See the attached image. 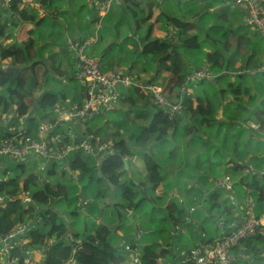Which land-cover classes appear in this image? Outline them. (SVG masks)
Segmentation results:
<instances>
[{"label": "trees", "instance_id": "16d2710c", "mask_svg": "<svg viewBox=\"0 0 264 264\" xmlns=\"http://www.w3.org/2000/svg\"><path fill=\"white\" fill-rule=\"evenodd\" d=\"M165 1L123 0L101 17L97 1L68 0L69 8L59 11L66 28L54 15L61 9L58 0H31L25 7L13 0L0 9V144L15 133L37 139L40 125L54 123L56 107L82 103L86 84L72 75L68 37L92 38L96 25L87 54L101 56L104 72L163 87L169 103L179 106L159 107L141 89H124L119 98L125 110L112 115L116 121L102 113L79 123H85L83 137L93 142L109 137L107 153L73 149L65 152L66 165L51 161L40 169V162L31 172L23 160L0 157L11 161L0 164V178L7 177L0 182V236L19 223H34L24 249H40L42 264H130L132 255L139 264H162L175 252L171 232L192 224L190 208L201 210L212 225L223 218L228 227L244 211L239 193L264 203V41L246 22V2L178 0L175 6L177 0H170L173 14ZM259 5L264 9V0ZM27 25L26 41L15 43ZM168 27L175 30L173 38L162 36ZM199 71L206 76L187 79ZM184 88L188 96L182 95ZM100 115L108 124H102V135L99 126L94 131L87 126L100 123ZM75 123L56 125L52 134L64 145L76 142ZM139 157L142 180H122L125 159L130 166ZM56 165L61 177L55 183L45 180L41 172L55 174ZM225 176L234 182L238 205L213 188ZM173 192L176 196H170ZM202 197L208 198L204 206ZM198 225L197 232L206 231ZM184 253L175 252L172 263ZM231 254L233 264H262L264 234L240 242ZM14 255L16 264H25L21 248Z\"/></svg>", "mask_w": 264, "mask_h": 264}, {"label": "built area", "instance_id": "2783aa9c", "mask_svg": "<svg viewBox=\"0 0 264 264\" xmlns=\"http://www.w3.org/2000/svg\"><path fill=\"white\" fill-rule=\"evenodd\" d=\"M12 1L0 0V5ZM29 1L21 0V3L24 6H30ZM95 1L98 2L99 13L102 15L103 11L108 9L112 3L119 4L121 0H90L91 3ZM141 1L159 3L161 0ZM242 1L246 2L245 6L248 9L247 24L254 27L264 41V9L259 5L261 0H231L229 5L234 6ZM173 35L174 30L169 28L168 36L173 37ZM95 41L96 37H93L83 40H70L67 43V51L72 54L74 59V71L72 75L81 83L86 84V91L81 105H59L56 107L54 109V123L40 125L37 129L38 139L23 137L20 133L10 136L0 144V157L8 156L16 161H22L29 156L44 158L45 160L51 158L56 160L63 158L67 154L65 152L73 149L81 150L86 154L90 153L94 148L100 150L108 149V145L105 142L94 144L91 136L78 142L64 145L57 134H52V130L56 125L63 127L64 122L91 120L97 115L115 108L119 100L118 86L125 88L135 86L141 89L143 94L149 96L159 107H170L162 88L148 83H137L128 76L104 72L100 61L87 55L88 50ZM203 76H206L205 72H195L187 79H199ZM189 93V91H185V88L182 89V94L185 96H188ZM172 109L177 110L179 106H172ZM68 135H71L70 131H68ZM6 178V176L0 178V181H5ZM213 186L215 189L218 188L224 191L226 193L225 197L230 200V203L236 204L232 196L234 182L230 177L225 176L216 179L213 182ZM20 197L22 202L27 201L26 195L23 192L20 193ZM3 202L4 198L0 195V205ZM179 202L182 203V199ZM192 211L193 208L190 209V212ZM218 225L224 230V234L217 242L214 244H198L193 249L184 253L176 264H233L234 258L231 254L233 247L257 233L264 234V212L261 215H256L253 201L246 198L244 201V211L240 213L237 219L232 220L229 226L225 227L224 219L220 218ZM33 226L34 223L32 222L19 223L9 233L0 236V264H16L17 257L14 254L17 248H21V252L23 251L25 264H42L41 261L44 253L40 249H24V244L27 242L26 234ZM121 248L125 251L129 250L127 245H122ZM238 258L240 260L246 259L244 254H239ZM250 262H252L251 259ZM68 264H74V262L70 261ZM130 264H139V260L135 255H132Z\"/></svg>", "mask_w": 264, "mask_h": 264}, {"label": "crops", "instance_id": "0c3cea01", "mask_svg": "<svg viewBox=\"0 0 264 264\" xmlns=\"http://www.w3.org/2000/svg\"><path fill=\"white\" fill-rule=\"evenodd\" d=\"M31 1V0H30ZM29 1V3H30ZM163 2V0H162ZM161 2V3H162ZM31 4V3H30ZM176 5H179V1L177 0ZM3 8L2 5H0V9ZM62 9V8H61ZM59 9V10H61ZM4 10V9H1ZM59 10L56 11V13H54L56 20L62 24V26L64 28H66V21L64 20V18L62 17V15H60ZM142 10V14L146 12L147 9H141ZM156 11L154 12L155 17L158 15V11L159 9H155ZM69 23H72L69 20ZM30 26H24L23 28H21V31L18 32L16 34V39H15V35H14V42H24L27 39V31L30 29ZM97 30H98V26L93 28L94 33L97 35ZM68 31V30H67ZM67 34V33H66ZM163 37L165 36V33H163L162 35ZM68 39H73L72 37H68ZM10 41H12V39H10ZM13 42V41H12ZM16 43V42H15ZM60 51L62 53V55H65V41L62 43V45L60 46ZM93 58L98 59L99 61L101 60V56L98 57L96 54H93V56H90ZM37 74L40 75V72L38 73V69L36 70ZM120 72V71H119ZM122 73V72H121ZM125 91V90H124ZM123 91V92H124ZM119 93H122L121 91H119ZM29 100L26 99V103H28ZM31 105V104H30ZM29 105V106H30ZM132 116V115H131ZM25 124V123H22ZM81 125V124H80ZM22 126V125H21ZM73 126V137L76 138L77 140H82L83 137V125L79 126V123H75L72 125ZM99 134L101 135V132H99ZM66 158H64L62 161H60V163L62 165H66ZM131 162H133L136 165H139V169L137 167L131 168L130 166L127 165V167L124 169L125 172H127V177L126 174L122 173L121 174V179L124 180L126 178H130L134 181L135 184H137V182H140V180H142L143 177V173H142V163L139 158H136L134 161L132 160ZM9 163H11V161L6 160L5 158H1L0 159V164L5 166L8 165ZM25 166V169L27 170V172H31L32 170H37V165L40 163L39 158H36L34 156H29L28 158L24 159L22 162ZM35 165V166H34ZM50 167V165H48V162H46L44 164V167ZM36 168V169H35ZM51 168H49L50 170ZM111 187V186H109ZM112 188V187H111ZM216 190H221L216 188ZM233 193L236 196V193L238 194V192L233 191ZM170 196H176V194L174 195H170ZM247 197L242 196L239 193V202L240 205L242 206V208H244V201ZM254 203V202H253ZM86 202H84L80 208H84ZM170 204V201H168L167 205ZM254 212L256 215H261L264 212V203H254ZM190 216L193 218V214H196V210L192 211L189 213ZM201 222V218H196V220L192 221L191 227L187 226V227H182L180 229H175L174 231L171 232L173 238L171 239V249L173 248L175 250V252H187L189 250H191L192 248H194L195 246H197L200 243H204V244H212L210 243V239H212L211 241L213 243L217 242L221 236L224 234V230L220 229L217 225V223H214L213 225L210 223H205L203 224L205 226L206 231H200L197 232V228H198V224ZM174 252V253H175ZM173 253V256H174ZM173 256L171 257V261H165L162 264H173L172 262H174V258Z\"/></svg>", "mask_w": 264, "mask_h": 264}, {"label": "rangeland", "instance_id": "374dc122", "mask_svg": "<svg viewBox=\"0 0 264 264\" xmlns=\"http://www.w3.org/2000/svg\"><path fill=\"white\" fill-rule=\"evenodd\" d=\"M89 1V3H90V0H88ZM67 2H68V0H58V4H59V6H60V8H66V9H68L69 8V6L67 5ZM163 5L166 7V8H169V10H170V12L172 13V11H173V14L175 13L174 12V10H173V8H174V3L173 2H171L170 0H166L164 3H163ZM175 6H176V4H175ZM61 9V10H62ZM61 10H59V11H61ZM96 27V26H95ZM65 35H66V33H65ZM70 39H68V41H69ZM4 65V64H3ZM40 72V69L38 68V73ZM119 91H121V92H123L124 91V89H122L121 88V86H118L117 87V92H119ZM31 104V101H29L28 102V106ZM118 109H121V110H125V107L124 106H122L121 104H120V99H119V101H118V104H117V106H116V108H113V109H111V110H109V112L107 113V116H108V119L107 120H109V121H116V119L115 118H112V115H114V113L116 114L117 112V110ZM105 116V115H104ZM104 116H102V115H100L97 119H99L98 121L100 122V123H92V122H90V123H88L87 124V126H89L93 131L99 126V129H100V131H101V135L103 134V128H102V124H106L105 123V121H106V117H104ZM131 117H133V116H131ZM123 124L124 123H128V121L126 120V119H123V122H122ZM135 123H136V121H135ZM82 125H85V123H82ZM106 125H108V124H106ZM251 126H253L254 128L256 127L255 125H253V124H250ZM111 128H114V125L113 124H111ZM82 131H84V126H83V130ZM84 134V133H83ZM105 138V137H104ZM105 140L103 139L101 142H104ZM130 167L131 168H134V167H137L138 169H139V165H136V164H134L133 162H131L130 163ZM39 167H38V165H37V169H38ZM55 174H51V175H48V174H46L45 172H41V174L44 176V178H45V180H47V181H50V182H52V183H55L60 177H61V168H60V166H55ZM123 173L124 174H126V177H127V172H125V171H123ZM175 193L173 192V193H171V195H174ZM248 198V197H247ZM207 197H202L201 198V201H200V204L201 205H203L204 206V204L206 203V201H207ZM60 204H62V201H58L57 202V206L58 205H60ZM62 205H60V209L62 210ZM213 214V213H212ZM193 216V220L195 221L196 220V218H201V223H203V224H205L206 223V221H204V219H203V217H202V212H201V210H199V212L198 211H196V214H193L192 215ZM68 219L70 220L71 218L70 217H68ZM207 223H210L209 221H207ZM211 224V223H210ZM185 227H187V226H185ZM184 227V228H185ZM189 227H191V225H189Z\"/></svg>", "mask_w": 264, "mask_h": 264}, {"label": "clouds", "instance_id": "9594fccd", "mask_svg": "<svg viewBox=\"0 0 264 264\" xmlns=\"http://www.w3.org/2000/svg\"><path fill=\"white\" fill-rule=\"evenodd\" d=\"M123 0H121L120 2H119V4L122 2ZM138 1H140V2H143V3H154V2H150V1H141V0H138ZM161 2H162V0L159 2V3H155V4H161ZM91 3V2H90ZM3 4H7V3H3ZM2 4V6L4 7V5ZM22 4V3H21ZM119 4H115V3H112L111 4V6L108 8V9H106V10H104L103 11V14L101 15L100 13H99V15L102 17L104 14H105V12L107 11V10H109L113 5H119ZM23 5V4H22ZM24 6V5H23ZM36 6H38V5H36ZM25 7V6H24ZM96 26H98V25H96ZM169 28H172V27H168V29ZM173 29V28H172ZM174 30V29H173ZM165 33V36H164V38H167V37H170V36H168V30L167 31H165L164 32ZM174 35H175V30H174ZM174 35H173V37H174ZM96 36V34L94 33V36H92V38L93 37H95ZM173 37H171V38H173ZM87 38V37H86ZM86 38H83V39H86ZM82 39V40H83ZM91 49V48H90ZM90 49L88 50V52L90 51ZM88 55V54H87ZM90 58H92V57H90ZM94 59H96V58H94ZM98 60V59H97ZM99 61V60H98ZM1 63V65L0 66H3V62H0ZM199 72H202V71H199ZM195 73V72H194ZM128 76V75H127ZM129 77V76H128ZM131 78V77H130ZM132 80H134L133 78H131ZM134 81H136V80H134ZM137 82V81H136ZM137 83H147V82H137ZM149 84V83H148ZM152 85V84H151ZM132 87H135V86H131V87H121L122 89H128V88H132ZM157 87V86H156ZM158 88H162L163 89V87H158ZM188 88V87H187ZM163 92H164V89H163ZM143 93V92H142ZM181 93H182V90H181ZM121 93H119L118 92V95H120ZM144 95V94H143ZM165 95V94H164ZM182 95H184V94H182ZM145 96V95H144ZM185 96V95H184ZM120 99V98H119ZM181 99V98H180ZM168 100V99H167ZM83 101V100H82ZM119 101V100H118ZM170 104V103H169ZM63 105V104H62ZM81 105V104H80ZM68 106H70V105H68ZM172 106H176V105H171L170 104V107H172ZM116 108V107H115ZM109 112V111H108ZM108 112H103V115H106V113H108ZM102 114V113H101ZM98 116V115H97ZM95 118V117H94ZM76 123H80V122H77L76 121ZM44 124H46V123H44ZM21 127V126H20ZM19 127V128H20ZM19 128H18V131L19 132H21L23 129H24V127L22 128V130H19ZM21 134V133H20ZM72 134H73V132H72ZM26 137V136H25ZM86 137H88V136H84V138L83 139H85ZM30 138V137H29ZM32 139V138H31ZM37 139H38V137H37ZM82 139V140H83ZM91 139H92V137H91ZM78 141H80V140H78ZM78 141H76V142H78ZM92 141H93V139H92ZM98 143H100V141H97ZM97 142H93L94 144L95 143H97ZM105 143L106 142H108V141H104ZM74 143V142H73ZM102 150V149H101ZM106 150H108V149H105V152H106ZM98 151H100V149H97V148H94V150H92L91 152H98ZM90 152V153H91ZM108 152V151H107ZM106 152V153H107ZM86 154V153H85ZM89 154V153H88ZM37 158V157H36ZM64 158H66V156H64L63 158H61V159H56V160H54V159H49V160H45L44 158H39V160H40V162H41V164L42 165H40L39 167H40V169L42 168V167H44V164L46 163V162H48V163H50L51 161H55V162H60V161H62ZM126 160L127 159H125V163H126ZM64 169V168H63ZM65 169H66V166H65ZM64 169V170H65ZM0 182H4V181H0ZM213 188H214V186H213ZM215 189V188H214ZM222 191V190H221ZM224 192V191H223ZM232 192H233V190H232ZM224 194L226 195V193L224 192ZM233 194V193H232ZM233 196V198L235 199V196L234 195H232ZM228 199V198H227ZM229 200V199H228ZM251 200V199H250ZM230 201V200H229ZM235 201H236V199H235ZM236 204H237V201H236ZM238 205V204H237ZM191 209V208H190ZM190 209L188 210V212L190 213ZM244 209V208H243ZM193 211H194V208H193ZM193 249V248H192ZM188 252V251H187ZM186 253V252H185ZM174 264H176V263H174Z\"/></svg>", "mask_w": 264, "mask_h": 264}, {"label": "water", "instance_id": "95a60500", "mask_svg": "<svg viewBox=\"0 0 264 264\" xmlns=\"http://www.w3.org/2000/svg\"><path fill=\"white\" fill-rule=\"evenodd\" d=\"M23 127H25V124H22V126L19 128V130H22V128ZM104 140L105 141H109V137H105L104 138ZM108 150H106V152H107ZM48 165H50V163H48ZM127 167V164L124 162V169ZM109 184V183H108ZM109 186H111L110 184H109Z\"/></svg>", "mask_w": 264, "mask_h": 264}]
</instances>
